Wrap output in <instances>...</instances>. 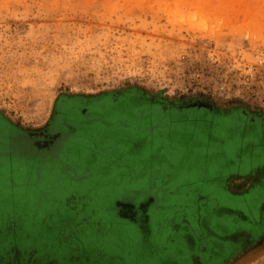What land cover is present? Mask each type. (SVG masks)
<instances>
[{"label": "rangeland", "instance_id": "rangeland-1", "mask_svg": "<svg viewBox=\"0 0 264 264\" xmlns=\"http://www.w3.org/2000/svg\"><path fill=\"white\" fill-rule=\"evenodd\" d=\"M126 92L177 107L203 101L264 113V0H0V116L9 123L0 124V229L8 238L21 229L33 241L7 240L0 264H177L194 250L207 255L195 264H223L264 241V189L252 186L243 202L226 189L228 178L257 168L240 185L264 177V158L235 146L236 134L205 129L202 109L163 115L127 104L81 119L79 136L61 133L42 150L36 133L61 131L46 128L59 96ZM203 198L210 210L234 208L248 221L220 211L212 226L230 228L220 241H202ZM50 229L81 254L56 238L49 248ZM185 232L198 239L193 251ZM241 264H264V243Z\"/></svg>", "mask_w": 264, "mask_h": 264}, {"label": "flooded vegetation", "instance_id": "flooded-vegetation-1", "mask_svg": "<svg viewBox=\"0 0 264 264\" xmlns=\"http://www.w3.org/2000/svg\"><path fill=\"white\" fill-rule=\"evenodd\" d=\"M59 99L60 96L57 98V103L55 105V109H57V111H59V107H58V103H59ZM75 99L80 100V97H77ZM74 101V100H72ZM81 102L79 104H74L73 102H63L62 103V107H64L62 109L63 111H68V106L73 105L75 108L78 109V113L80 114V120H86V119H91V118H103L102 116L104 115L103 111L108 110L112 111V110H117L118 112H123V111H128L125 110L127 107V104L131 105V107L133 108L134 106H139L141 104H148L153 106L154 104L149 102V101H144L142 103H137L135 102L136 100H134L132 97L129 96H111V95H104L102 97H97V98H91L89 100H84L81 99ZM147 102V103H145ZM99 103H105L106 107H108L107 109H101V110H97L96 106H98ZM172 108L170 109H158V112L162 113L163 115L167 112H180L182 110L188 109V108H183L182 107H177L175 104H171ZM126 106V107H125ZM211 106V105H210ZM166 107V106H165ZM136 108V107H134ZM194 108V107H192ZM196 109H202L205 112H207V120L209 119V122H211L209 124V122L206 123L207 130H210L208 127H215L217 130H224L225 132H230L233 134L232 137H234V135L236 134L237 136H239V142L237 141L235 146H240L241 148H243V151H248V153H250L251 155L253 154V159H263L264 158V113L263 112H257L254 110H247L244 108H238V107H234V108H230L229 110H218L215 109L213 107L211 108H196ZM56 110L51 114L50 119L47 122L46 128L47 129H51L54 125H56L60 119V114H58ZM101 113V114H100ZM100 114V115H99ZM204 122V121H202ZM37 135L35 137L40 138L41 135H38L39 133H36ZM41 134V133H40ZM235 135V136H236ZM61 139L60 134H51L50 135V139H49V143L46 144L45 147H41L42 150H48L50 147H52L53 145H55L58 140ZM210 141L213 143L217 140L213 139L212 137H210ZM224 147H226L227 149H231V143H227L226 145H224ZM258 148L261 149L260 152H258ZM76 150L78 149V146L75 147ZM258 152V154H256ZM249 156V154H248ZM91 158H95V156H90ZM247 159H250V157H248ZM232 184V183H231ZM264 186V182L261 183V187L260 188H264L262 187ZM246 193H248V191L246 192H242L236 195H233L235 197L236 202H243V200H240L239 198L242 196H245ZM170 195V194H168ZM202 201H204L205 203L208 202L207 198H203ZM202 212L204 213L205 217L203 218H199L198 225L203 224L202 228H198L199 231L201 232L200 234V238L201 240H205L206 236H210L212 238H217V240L220 241V238L218 237V235H222V233H226L225 231L228 230L230 227L224 228L225 226L223 225H215L212 226V221L214 222V220L210 221V217L213 218V216L215 215L214 211H222L223 213H226L225 215H230V214H235L236 217L237 215H241L240 212L238 210H235L234 208L231 209H213L210 210L208 203L204 204V206H202ZM207 211H210L209 213ZM217 216V215H215ZM224 216V214H223ZM148 219V217H146ZM237 220V219H236ZM205 221V222H204ZM209 221L211 223H209ZM233 224L238 223L237 221L233 220ZM245 222L248 221V219L246 218V220H244ZM204 223H207L206 226L204 225ZM258 223V222H257ZM260 223H264V204L261 205V210H260V216H259V224ZM250 225H253V223H251ZM253 226H257V225H253ZM190 231V230H189ZM147 233H149V230L146 231ZM191 232V231H190ZM193 233V232H192ZM189 233V235H191V237L193 238V244H191L187 239H185V234L184 237H181L186 245L188 246L189 249H191V251L194 250L195 248V243L197 242L199 244V242L196 240V236L194 235V233ZM252 231H246V230H237L235 233H233L234 235H248L250 238L252 235ZM264 233V230H262V233ZM143 234V233H142ZM209 234V235H208ZM260 235H254L253 236V240L257 239ZM144 235V234H143ZM145 237V236H144ZM180 237V236H179ZM179 237L177 239H179ZM231 242V241H230ZM234 243V242H233ZM235 245H237L236 250H239L241 247L243 246H239L238 243H234ZM235 250V251H236ZM195 252H191L190 254L187 253H182L181 257L179 258V262L177 264H195L194 263V257H197L198 259H202V263L203 258L201 257L202 254H204V252L201 250L199 251V254H196V250H194ZM190 255V257H189ZM201 261V260H200ZM199 263V262H198ZM201 263V262H200ZM205 263V262H204ZM162 264V263H161Z\"/></svg>", "mask_w": 264, "mask_h": 264}, {"label": "trees", "instance_id": "trees-1", "mask_svg": "<svg viewBox=\"0 0 264 264\" xmlns=\"http://www.w3.org/2000/svg\"><path fill=\"white\" fill-rule=\"evenodd\" d=\"M133 92L134 93H136L134 90H133ZM131 94H133V93H131V92H126V93H124V94H120V95H117V96H129L130 95V97H132L134 100H136L135 102H137V103H142V102H144V101H149V102H151V103H153L154 104V106H157V107H161V108H159V109H163V108H166V109H170V108H172V105L171 104H169V103H165L164 101H157V100H147L146 98H137V95L135 96H132ZM137 94V93H136ZM110 95V94H109ZM102 96H104V95H101V96H98V97H102ZM114 97H116V96H114ZM75 98H77V96H72V97H67V96H60V99H59V105H58V109H59V111H57V109H55L57 112H58V114H60L59 116H60V119H59V121H58V123L56 124V126L58 125H60V127H59V129L61 130L60 132H55V133H53V134H60V136H61V133L63 134V133H66L67 132V134L66 135H68V134H70L71 136H75V137H77V136H79L80 134V132H81V127H79V124H78V122L80 121V114L81 113H78L77 111H78V109L77 108H75L73 105H70V106H68V111H63L62 112V109L64 108V107H62L61 108V106H62V103L63 102H70V101H72L73 99H75ZM94 98H97V97H94ZM82 99V98H81ZM80 99V100H81ZM145 103H147V102H145ZM166 106V107H165ZM134 107H137V106H134ZM54 110V111H55ZM0 124H1V126H6L7 127V125L9 126V123H8V121L7 120H5L2 116H0ZM65 135V136H66ZM64 136V137H65ZM40 139V141H42L43 142V144L41 145V144H38V145H41V147H45L46 146V144L47 143H49V139H50V137H48V139L47 138H39ZM78 145H80V144H78ZM148 220H149V218H148ZM64 226V225H63ZM72 227H75V226H73V225H71ZM77 228V227H76ZM20 230L21 229H17V231L13 234V236L12 237H6V236H3L2 235V232H1V229H0V252L2 253V246H6V241L8 240H16V241H18V240H20V242L19 243H16V244H18L17 246H19V247H22L23 245V243L24 244H28L30 241H32L31 240V238L29 239V238H27V240L29 239V242L25 239V241H24V239H22L21 238V236H22V234L20 235ZM75 230V229H74ZM22 231V230H21ZM58 231L59 230H53V229H50L49 230V236L48 237H50V242H48V244L50 245V243H51V245L49 246V248H53L54 246H55V244H54V242H53V240L56 238V241H61L62 240V242L63 241H66L65 243H63L62 245H65V246H68L69 248H71V249H74L75 250V252L74 253H76L77 255L78 254H81V250L79 249V245L77 244H75V243H73L72 241H70V240H67V239H64L63 238V235H59V233H58ZM104 231H105V229H104ZM22 233V232H21ZM43 235H46V232H44V234ZM52 236V237H51ZM68 238V237H67ZM27 241V242H26ZM33 242V241H32ZM35 242V241H34ZM61 242V243H62ZM10 243H11V241H10ZM25 246H27V245H25ZM61 246V245H60ZM55 248V247H54ZM48 249V248H47ZM46 249V250H47ZM61 250H63V248H61ZM84 251H86V250H84ZM89 250H87V252H88ZM73 253V254H74ZM67 253H61V255H62V257H65V259H69L68 258V256L66 255ZM206 254L204 253V254H202V258H206Z\"/></svg>", "mask_w": 264, "mask_h": 264}, {"label": "crops", "instance_id": "crops-1", "mask_svg": "<svg viewBox=\"0 0 264 264\" xmlns=\"http://www.w3.org/2000/svg\"><path fill=\"white\" fill-rule=\"evenodd\" d=\"M258 168L254 171V172H252V173H249V174H247V175H244V176H238V177H234V178H236V180H232V182H230V179H232V178H228L227 180H226V189L228 190V192H230V194H232V196L233 195H236V194H239V193H242V192H246V191H248V190H250V188L252 187V186H254V185H257V186H259V185H261V183H263V182H261L263 179H264V177H261L260 179H258V180H256V179H254V178H251L252 176H254V174H256V173H258ZM254 173V174H253ZM252 175V176H251ZM248 176H251L250 178H247V181L248 182H246V183H244V186H241L240 184H243V181L246 179V177H248ZM227 181H228V183H227ZM232 183V184H231ZM262 187H264V186H262ZM264 189V188H263ZM240 191V192H239ZM208 213L210 212V211H207ZM220 211H214V213H215V215H218V213H219ZM221 215H223L224 213L223 212H221L220 213ZM241 214V213H240ZM221 215H219V216H221ZM241 220H246V218L241 214V215H239L238 216ZM147 221V218L145 217V221H144V224L146 225V230H149V228H148V224L147 223H145ZM205 222V221H204ZM206 224L207 223H204V225L206 226ZM141 228V227H140ZM185 228H187V227H185ZM188 229V228H187ZM184 230V229H183ZM185 231V230H184ZM186 233V235H188L189 237H191V235H189V232H185ZM147 234L148 233H146V236H147ZM185 235V236H186ZM209 235V234H208ZM224 233H222V235L221 236H223L224 237ZM194 241V240H193ZM197 258V257H196ZM198 259V258H197ZM199 260V262H200V260H201V262H202V259L200 258V259H198Z\"/></svg>", "mask_w": 264, "mask_h": 264}, {"label": "water", "instance_id": "water-1", "mask_svg": "<svg viewBox=\"0 0 264 264\" xmlns=\"http://www.w3.org/2000/svg\"><path fill=\"white\" fill-rule=\"evenodd\" d=\"M211 108V106L207 102L203 101H195L190 102L183 106V108ZM264 241L258 240L255 244L247 251L241 252L238 255L234 256L233 258L225 261L223 264H241L245 259L251 257L254 252L257 251L259 247L263 245Z\"/></svg>", "mask_w": 264, "mask_h": 264}, {"label": "built area", "instance_id": "built-area-1", "mask_svg": "<svg viewBox=\"0 0 264 264\" xmlns=\"http://www.w3.org/2000/svg\"><path fill=\"white\" fill-rule=\"evenodd\" d=\"M245 72H246V76L247 77H249L250 76V74H249V72H250V69L249 68H247L246 70H245ZM253 95V94H252ZM254 95H256V94H254ZM259 101H263L264 102V93L263 94H261V97L258 99Z\"/></svg>", "mask_w": 264, "mask_h": 264}, {"label": "bare ground", "instance_id": "bare-ground-1", "mask_svg": "<svg viewBox=\"0 0 264 264\" xmlns=\"http://www.w3.org/2000/svg\"><path fill=\"white\" fill-rule=\"evenodd\" d=\"M4 147H5V146H4ZM1 148H2V147H1ZM2 149H5V148H2ZM1 152H2V151H1ZM1 152H0V153H1ZM8 152H9V151H8ZM3 153H4V155L6 154L5 150H4ZM1 156H3L2 153H1ZM0 158H2V157H0ZM2 159H3V158H2Z\"/></svg>", "mask_w": 264, "mask_h": 264}]
</instances>
